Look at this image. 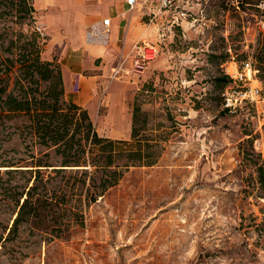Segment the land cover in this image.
<instances>
[{
	"label": "rangeland",
	"instance_id": "374dc122",
	"mask_svg": "<svg viewBox=\"0 0 264 264\" xmlns=\"http://www.w3.org/2000/svg\"><path fill=\"white\" fill-rule=\"evenodd\" d=\"M199 1L193 23L167 32L160 56L139 78L119 80L132 111L141 92L162 155L154 165L131 167L85 207L79 223L69 208L53 207L10 233L34 180L8 165L30 164L41 147L22 134L25 118H0V264H264V120L255 109L229 113L221 98L227 62L251 57L264 81V28L252 4ZM14 2L0 0L4 70L20 58L28 39L20 33L37 32L34 12H20ZM38 39L42 58L59 62L47 34ZM34 88L37 95L46 89ZM99 93L104 113L107 91ZM64 181L52 180L53 188ZM58 228L62 237L53 236Z\"/></svg>",
	"mask_w": 264,
	"mask_h": 264
},
{
	"label": "trees",
	"instance_id": "16d2710c",
	"mask_svg": "<svg viewBox=\"0 0 264 264\" xmlns=\"http://www.w3.org/2000/svg\"><path fill=\"white\" fill-rule=\"evenodd\" d=\"M9 1L15 5L16 0ZM17 1L18 11L34 12L33 0ZM23 35L28 39L21 46L20 58L6 70L0 62V118H25L22 134L30 136L41 150L31 155L30 164L8 165L9 171L31 172L34 180L22 193V203L19 199L10 233L29 219H41L53 207L69 208L77 222L83 220L86 206L117 185L131 167L157 163L164 149L162 139L155 138L153 128L148 126L149 113L142 110L141 92L134 99L130 139L100 135L88 110L65 98L60 63L42 58L38 32L20 33ZM222 80L227 85L230 82L225 74ZM35 83H44L45 92L37 95ZM52 157L55 164L50 161ZM259 170L264 188V168L260 166ZM59 177L65 181L53 188L52 180ZM58 229L52 234L62 237L64 230Z\"/></svg>",
	"mask_w": 264,
	"mask_h": 264
},
{
	"label": "crops",
	"instance_id": "0c3cea01",
	"mask_svg": "<svg viewBox=\"0 0 264 264\" xmlns=\"http://www.w3.org/2000/svg\"><path fill=\"white\" fill-rule=\"evenodd\" d=\"M150 5L148 0L135 8L127 0H33L37 22L48 36V49L59 51L65 98L87 109L95 125L113 139L128 138L132 128L133 111L122 92L127 84L119 80H135L142 74L133 70L134 43L159 44V57L168 38L163 18L149 21ZM105 18L111 20L109 33L104 32ZM99 89L107 91L104 113H100Z\"/></svg>",
	"mask_w": 264,
	"mask_h": 264
},
{
	"label": "built area",
	"instance_id": "2783aa9c",
	"mask_svg": "<svg viewBox=\"0 0 264 264\" xmlns=\"http://www.w3.org/2000/svg\"><path fill=\"white\" fill-rule=\"evenodd\" d=\"M144 0H127L130 8ZM152 3L148 8L150 22L163 18V31L174 32L176 28L185 27L195 20L196 8L199 0H148ZM229 6L241 9L244 5H254L260 12L257 21L264 28V0H227ZM111 20H103L104 32L111 31ZM168 26V28H167ZM36 31L42 38L46 37V31L42 24H36ZM165 36V35H164ZM133 70L143 73L149 63L155 60L160 53V45L144 40L136 41L133 45ZM121 64L118 66L115 76L119 75ZM224 74L229 76L230 82L221 93L222 107L229 113H237L242 109H255L264 120V83L259 79V69L254 66L251 57H246L239 63L231 61L223 64Z\"/></svg>",
	"mask_w": 264,
	"mask_h": 264
}]
</instances>
